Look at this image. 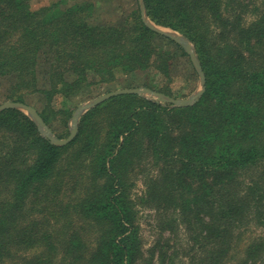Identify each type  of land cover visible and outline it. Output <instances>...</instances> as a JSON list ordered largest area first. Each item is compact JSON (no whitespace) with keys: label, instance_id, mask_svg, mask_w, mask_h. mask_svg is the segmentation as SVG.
Listing matches in <instances>:
<instances>
[{"label":"trees","instance_id":"trees-1","mask_svg":"<svg viewBox=\"0 0 264 264\" xmlns=\"http://www.w3.org/2000/svg\"><path fill=\"white\" fill-rule=\"evenodd\" d=\"M143 1L148 19L193 43L204 92L185 107L112 96L81 116L63 146L22 111L2 110L0 264H139L131 175L149 163L140 204L160 228L181 221L207 264H264V234L237 242L252 222L264 230V0ZM94 6L0 0L6 99L44 100L38 114L59 138L78 103L57 100L153 64L168 75L174 57L193 67L182 44L145 25L137 2L116 25L92 23ZM143 85L177 98L161 83ZM159 256L167 264V251Z\"/></svg>","mask_w":264,"mask_h":264},{"label":"rangeland","instance_id":"rangeland-1","mask_svg":"<svg viewBox=\"0 0 264 264\" xmlns=\"http://www.w3.org/2000/svg\"><path fill=\"white\" fill-rule=\"evenodd\" d=\"M84 1H91L95 4L94 12L91 16L92 23H104L111 25H116L120 19H123L135 9L136 2L138 4V0H29V5L32 10H37L53 3H59L62 7L82 3ZM253 17L254 15L247 14L244 19H246V22H249ZM157 26L167 31H174L160 25ZM153 65L148 68V70L142 72H134L131 75H120L111 85L96 84L90 88L91 90L89 92L85 91L81 96L73 97L71 100L60 99L57 100V102H59L60 106L66 102H76L78 103V106H80L118 89L146 88L152 90L143 84L155 85V83H161L160 87H165L166 85L173 91L177 98L170 97L163 93L160 94L171 99H187L200 89L199 75L197 71L182 57H174L172 59V67L168 75H164V73L157 71ZM192 68H194L196 74H193ZM10 85L11 81L9 77L0 76V105L8 101L6 97ZM145 99L149 100L147 98ZM43 104L44 100L37 96L28 97L27 105L34 108L37 112L42 109ZM162 104L165 105L169 103L164 102ZM169 105L173 107L171 104ZM52 133L58 137L56 132L54 133L52 131ZM152 173L153 169L151 168V163H149L141 166L131 175V182L133 183L131 197L135 201L136 208L138 210L137 224L139 226L141 243V258L138 260L139 264H161L162 259L159 255L165 251H167V254L169 255L168 259H166L167 264H207L204 261L203 251L198 249V243H195L190 239L189 235L185 231V225L181 221L178 225L172 224L171 229H167L165 231L163 228H160L158 215L154 212V209L150 208L148 204L147 206L140 204L141 197L144 196V192L146 190V183L152 177ZM246 177L247 175L242 178L245 179ZM257 225L259 224L255 225L254 222H252V225L249 224L247 225V228L241 230V236L237 242L241 245V243L243 244L249 236L264 234V230ZM240 255L241 254L237 253L236 258H234V263L243 259V256Z\"/></svg>","mask_w":264,"mask_h":264},{"label":"water","instance_id":"water-1","mask_svg":"<svg viewBox=\"0 0 264 264\" xmlns=\"http://www.w3.org/2000/svg\"><path fill=\"white\" fill-rule=\"evenodd\" d=\"M138 4L140 8V14H141L142 21L145 23L146 26H148L151 30L157 32L158 34L168 37L171 40L179 42L180 44L183 45L185 52L189 56L193 67L195 68V70L197 71L199 75L200 89L198 91H196L194 94H192L187 99H171L160 93H157L155 91H152L146 88H124V89H118V90L109 92L92 101H89L83 105H80L76 108L72 118L70 119L69 135L65 139H60L56 137L52 133L50 128L45 124V122L43 121L41 116L38 114V112L27 104L7 101L0 105V112L8 108H13V109L22 111L36 124L41 136L48 139L54 145L63 146V145L68 144L70 141H72L75 138L77 131H78V123H79L81 116L84 115L88 110H90L91 108L99 104L100 102H103L112 96L122 95V94H137L140 97L147 98L149 100L167 102L171 104L173 107H185V106L194 104L204 92L205 76L199 64L193 44L185 36L177 32H174L171 30L167 31V30H164L163 28H159L150 19H148L146 15V11H145L144 1L138 0Z\"/></svg>","mask_w":264,"mask_h":264}]
</instances>
